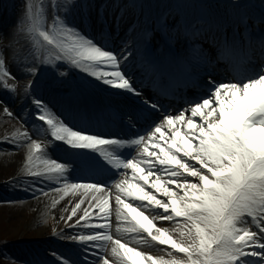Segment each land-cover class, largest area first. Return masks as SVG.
Returning <instances> with one entry per match:
<instances>
[{
    "label": "snow or ice",
    "instance_id": "1",
    "mask_svg": "<svg viewBox=\"0 0 264 264\" xmlns=\"http://www.w3.org/2000/svg\"><path fill=\"white\" fill-rule=\"evenodd\" d=\"M153 8L158 10L155 29L145 15ZM220 8L219 3L189 0H72L67 5L25 0L19 26L30 34L34 50L27 63L6 59L7 50L0 54V92L13 97L23 89L24 102L32 105L26 109H34L35 118L46 125L49 143L95 150L120 170L124 178L112 185L117 220L127 222L124 231L133 234L132 240L140 236L169 257L129 247L111 233V225L90 227L89 218L110 215L107 186L69 184L64 175L69 166L55 160L39 171L29 168L33 195H48L39 181L53 178L57 184L63 181V187L53 189L56 193L82 190L71 214L60 219L79 229L66 239L81 245L84 264H264V0H228L225 11ZM190 13L194 23L188 20ZM173 14L180 21L170 28L166 17ZM152 31L162 34L155 44L149 40ZM138 62L144 69L139 74ZM65 64L125 96L127 123L147 121L148 130L126 141L66 125L35 95L38 77L54 71L61 80ZM162 76L178 86L199 87L200 94L182 105L166 102L175 89H165L163 95L150 90ZM0 111L19 117L3 101ZM24 137L31 141L30 150L42 153L39 139L28 132ZM125 144L136 147L127 161L106 151ZM128 170L136 183L127 179ZM74 218V224L68 223ZM49 255L58 264H72L55 251ZM23 264L40 262L24 259Z\"/></svg>",
    "mask_w": 264,
    "mask_h": 264
},
{
    "label": "rangeland",
    "instance_id": "2",
    "mask_svg": "<svg viewBox=\"0 0 264 264\" xmlns=\"http://www.w3.org/2000/svg\"><path fill=\"white\" fill-rule=\"evenodd\" d=\"M33 2L40 3V0H33ZM144 2L153 4L174 3L173 0H144ZM24 3L25 0H0V54H5V50H7L6 59L10 58L9 52L15 45H19L23 38H28L30 36L26 28L24 31H21L19 26L21 10ZM156 10L157 9L153 8L150 13L146 12V14L152 16V12H156ZM173 15L175 16V14ZM173 15L169 17H173ZM45 16L47 17L44 18V20L47 23H50V17L47 14H45ZM3 26L5 28H3ZM0 96L7 98L4 102L7 104V101L14 100L15 94L13 97H10L9 95L0 92ZM1 97L0 101H2ZM0 114L3 115V118H0V160H2L5 159V156L3 155L7 154L6 147L4 145L7 141H9V138L17 135L23 136L25 132L31 131V128H27L28 130L26 128L18 129V126L9 124L13 119L7 117L2 111H0ZM45 129L46 127L38 126V130H36L37 132H31L38 137L40 136L42 146L49 145V140L52 139L50 137V132H47ZM52 144L56 146V149L60 150L62 144L67 145L66 143H62L60 141H55ZM61 152H63L61 153L62 155L67 154L69 153V150H62ZM26 165V162L18 163L14 174H19L16 176H21L22 178L28 176V169L26 168ZM25 183L21 185L23 187L17 183L4 184L2 186L6 189V192L3 193L2 190H0V264H23L24 259L28 261H38L35 257L30 259L26 258L25 255H30L36 245H40L44 253L49 255L52 249H46L48 247L50 248L51 245L54 246V240L58 243L65 240V235L60 233L52 235L57 221V216L54 210L49 211L46 217L36 219V215H34L35 209L33 206L26 204L22 205L20 204L21 202L19 203L16 200L17 198L31 194V189L28 187L32 183L31 179H27ZM160 194L162 195V193ZM161 198H163V196ZM109 206L112 210H115L112 203H110ZM121 227L122 228L119 227L120 231H116L114 235L121 236L122 242L128 241L129 247H135L137 251L143 252L147 255L162 257L165 260L169 259V257L159 251L153 243H144L138 236V241L132 240L133 234L124 231V229L128 227L127 222L122 223ZM47 244L51 245L48 246ZM13 251H19L20 257L14 255ZM55 252L66 258L63 251L56 249ZM44 258L47 259V257ZM44 258H41L42 260L40 261V264L47 263ZM51 264H58V262L56 261Z\"/></svg>",
    "mask_w": 264,
    "mask_h": 264
},
{
    "label": "bare ground",
    "instance_id": "3",
    "mask_svg": "<svg viewBox=\"0 0 264 264\" xmlns=\"http://www.w3.org/2000/svg\"><path fill=\"white\" fill-rule=\"evenodd\" d=\"M32 139V137H31ZM40 140V139H39ZM14 143L13 147L8 145L7 148V154L3 155L5 156V159L0 160V182L7 180L8 178L18 175L14 174V171L20 162H26V168H31L33 171H39L43 166H45V162L50 160H55L58 163H62V159L58 160L57 154H52L51 152L48 153L45 150L41 152H35L34 150L29 149L30 139H25V137L22 138H15L11 137L10 141ZM15 149V150H14ZM30 151H32V159L29 160V154ZM63 164V163H62ZM76 171V170H75ZM65 177L68 180L69 184L71 183H78L79 180H76L74 177V170H69L65 172ZM123 179V178H122ZM39 185L43 188H45L48 191V195H43L40 193H37L36 195H33L32 191L31 194L22 196L20 198H17L16 200L20 204H26L29 206H33L35 211L34 215H36V219H42L43 217L47 216V213L51 210H54L57 221L55 229H58L62 232H74L77 228H70L68 227V224L65 223L64 220H61L60 217L64 216L67 217L71 214V208L74 206L75 203L79 202L80 197L82 196V190L81 192L72 193L69 192L68 195H63V192L56 193L53 191L55 187H63V181H61L59 184H57V181L53 178L51 180H41L39 181ZM114 188V187H113ZM107 191L105 192L106 195ZM114 194H117V190L113 192ZM96 195H100L97 193ZM61 196H63V200L61 199ZM86 199H90L86 198ZM60 200V201H59ZM87 204H83L82 207H87ZM90 211H96L95 209H91ZM96 217L95 215L91 217L90 219H93ZM75 222V218L73 221H70L68 223ZM166 227V226H164ZM70 244H76L75 242L71 240L65 241L64 245H70Z\"/></svg>",
    "mask_w": 264,
    "mask_h": 264
}]
</instances>
